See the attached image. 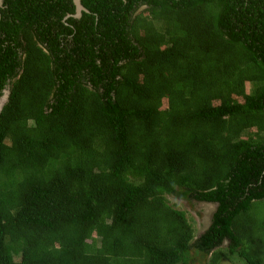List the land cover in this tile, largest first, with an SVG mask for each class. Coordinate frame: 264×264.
Returning a JSON list of instances; mask_svg holds the SVG:
<instances>
[{
	"label": "trees",
	"instance_id": "trees-1",
	"mask_svg": "<svg viewBox=\"0 0 264 264\" xmlns=\"http://www.w3.org/2000/svg\"><path fill=\"white\" fill-rule=\"evenodd\" d=\"M81 4L0 1V264H264V0Z\"/></svg>",
	"mask_w": 264,
	"mask_h": 264
},
{
	"label": "rangeland",
	"instance_id": "rangeland-1",
	"mask_svg": "<svg viewBox=\"0 0 264 264\" xmlns=\"http://www.w3.org/2000/svg\"><path fill=\"white\" fill-rule=\"evenodd\" d=\"M246 91L247 92L249 91V86H246ZM165 105L166 103L164 102L162 108H164ZM167 198L171 203L175 204L180 209H190L191 212L188 210L190 213L187 214V217L191 219V223H193V225L197 230L206 228L209 225L211 215L216 207L215 204L202 202V203H197L193 206L190 205L187 206L183 201L178 200L173 196H169ZM13 254L14 257H16V255H18L19 253L17 251H14ZM223 264H231V262L228 261V263L224 262ZM234 264H240V263H234Z\"/></svg>",
	"mask_w": 264,
	"mask_h": 264
},
{
	"label": "water",
	"instance_id": "water-1",
	"mask_svg": "<svg viewBox=\"0 0 264 264\" xmlns=\"http://www.w3.org/2000/svg\"><path fill=\"white\" fill-rule=\"evenodd\" d=\"M73 3L75 4V7H76V9H75L76 13L74 16L79 17L81 14V11H86V9L81 4V0H73ZM7 96H8V90H5L4 95H3L2 99L0 100V109L3 105V103L7 100Z\"/></svg>",
	"mask_w": 264,
	"mask_h": 264
}]
</instances>
